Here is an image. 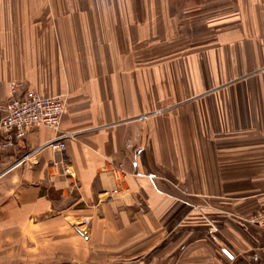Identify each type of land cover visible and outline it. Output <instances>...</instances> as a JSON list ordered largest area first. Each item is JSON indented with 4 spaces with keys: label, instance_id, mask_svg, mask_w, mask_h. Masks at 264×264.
<instances>
[{
    "label": "crops",
    "instance_id": "1",
    "mask_svg": "<svg viewBox=\"0 0 264 264\" xmlns=\"http://www.w3.org/2000/svg\"><path fill=\"white\" fill-rule=\"evenodd\" d=\"M13 80L74 136L0 151V264H264V0H0Z\"/></svg>",
    "mask_w": 264,
    "mask_h": 264
},
{
    "label": "built area",
    "instance_id": "2",
    "mask_svg": "<svg viewBox=\"0 0 264 264\" xmlns=\"http://www.w3.org/2000/svg\"><path fill=\"white\" fill-rule=\"evenodd\" d=\"M8 89V97L0 100V151L23 140L27 132L38 125L46 126L55 133L54 137L46 141L42 147L61 150L65 140L73 138L74 132L63 128L60 123L65 107V99L62 95L42 94L28 89L23 80L9 82ZM115 173L120 179L122 178L123 170L120 166L115 169ZM120 190L119 183L111 192L116 193ZM249 221L263 229L261 248L264 249V207L251 214Z\"/></svg>",
    "mask_w": 264,
    "mask_h": 264
},
{
    "label": "rangeland",
    "instance_id": "3",
    "mask_svg": "<svg viewBox=\"0 0 264 264\" xmlns=\"http://www.w3.org/2000/svg\"><path fill=\"white\" fill-rule=\"evenodd\" d=\"M121 167V166H120ZM122 169V168H121ZM124 174V172H123ZM123 176V175H122ZM158 251V250H157ZM157 251H155L153 254H147V255H125L121 257L120 259L113 260L108 263L104 264H148L149 262H154L157 259ZM227 257V255L225 254Z\"/></svg>",
    "mask_w": 264,
    "mask_h": 264
}]
</instances>
